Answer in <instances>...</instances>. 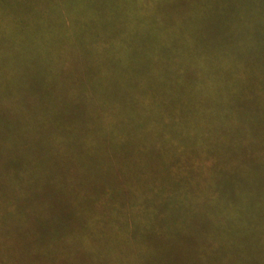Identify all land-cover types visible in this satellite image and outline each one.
Segmentation results:
<instances>
[{
  "label": "trees",
  "instance_id": "1",
  "mask_svg": "<svg viewBox=\"0 0 264 264\" xmlns=\"http://www.w3.org/2000/svg\"><path fill=\"white\" fill-rule=\"evenodd\" d=\"M230 6L0 0V264L47 263L46 191L54 261L264 264V0Z\"/></svg>",
  "mask_w": 264,
  "mask_h": 264
},
{
  "label": "rangeland",
  "instance_id": "2",
  "mask_svg": "<svg viewBox=\"0 0 264 264\" xmlns=\"http://www.w3.org/2000/svg\"><path fill=\"white\" fill-rule=\"evenodd\" d=\"M231 10V6H230V0H226V17H228L229 13ZM3 191V188L0 189V194ZM44 197H37L36 195L33 196H29V197H22V195L17 194L15 195V199L16 202L19 206L23 207L26 209V214L24 216V218L22 219V223H27L29 225V227L31 228H37L38 233H40L39 235H37V238L34 239L33 241L31 239V241H29L31 243V247H34L36 250V254H38V256H42L41 259H47L46 260V264H68V263H64V258L65 255H61V256H57V260L54 261V258L52 255H49L47 253L50 252V248L51 245H49V241H44V235L47 232H56L54 234V236L56 237H60L61 234L63 235L65 232V227L62 226H58L55 223L51 224L54 222L53 218H52V213H51V209L50 208H46L43 209L41 211L40 207L37 205L39 202L43 201L44 199L46 200V202L50 201V197L52 196V193H50V191H46L43 193ZM13 200L11 197L9 198V200ZM39 200V202H38ZM1 201H0V206H1ZM16 205V204H15ZM50 222V226H49V231L48 227H47V222ZM16 230H11L8 231V234H14ZM28 236L25 235H21L20 236V240L21 241H25V239L27 240ZM55 258V259H56ZM76 262H73V264H93L91 263L92 258H89L88 256L85 255H79L77 257H75ZM70 264V263H69Z\"/></svg>",
  "mask_w": 264,
  "mask_h": 264
}]
</instances>
